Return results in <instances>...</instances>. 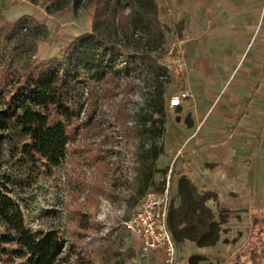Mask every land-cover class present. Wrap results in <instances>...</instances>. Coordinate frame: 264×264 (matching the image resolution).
<instances>
[{"label":"trees","instance_id":"16d2710c","mask_svg":"<svg viewBox=\"0 0 264 264\" xmlns=\"http://www.w3.org/2000/svg\"><path fill=\"white\" fill-rule=\"evenodd\" d=\"M88 3L95 6L91 31L78 36L63 35L65 47L59 57L20 59L14 49L23 38L25 22L18 18L0 26V146L5 142L10 157L27 165L41 163L51 167L66 162L69 147L82 128L78 116L84 103L78 94L81 85L90 86L87 100L94 97L93 88L97 87L102 98L110 99L116 94L121 72L129 76L142 71L152 77L148 101L152 107L150 130L161 138L159 145L152 144V159L170 154L176 136L181 134L167 116L166 83L176 77L167 75L166 67L154 54L165 39L166 15L161 12V1L88 0ZM138 30L145 34L143 47L133 44L138 39L134 37ZM175 31L179 33L178 25ZM13 55L16 66L11 71L1 60ZM122 59H126V64L121 68ZM165 75L167 78H161ZM91 111L90 106V114ZM114 115L120 125L126 126L129 115L124 103L119 104ZM154 115L158 118L154 119ZM88 156L97 166L90 192L104 194V181L110 170V163L104 158L105 150L90 146ZM151 181L150 170L145 175V186ZM169 182L168 228L175 243L183 247L188 264L223 262L224 256L214 247L229 220L228 210L218 207L216 215L206 202L217 200V195L202 190L175 164L170 170ZM11 184L10 176L0 171V262L96 264L90 252L81 247L90 218L83 207L67 210L68 228L33 231L26 225ZM133 238L140 249L141 241L132 234ZM190 244L193 247L189 251ZM156 253L149 254L153 263Z\"/></svg>","mask_w":264,"mask_h":264},{"label":"rangeland","instance_id":"374dc122","mask_svg":"<svg viewBox=\"0 0 264 264\" xmlns=\"http://www.w3.org/2000/svg\"><path fill=\"white\" fill-rule=\"evenodd\" d=\"M253 1L259 2V9L264 7V0ZM94 8L88 0H0V26L22 18L24 35L14 50L22 60L49 59L61 56L65 47L61 39L63 35L78 36L91 31ZM164 24V43L154 54L161 64L166 65L176 54L179 40L173 27ZM144 36L141 30L135 32L134 37L138 39L133 44L143 47ZM1 61L3 66L15 70V55ZM125 64L126 59H122L120 67ZM169 72V77L174 75ZM119 75L116 94L110 99L102 98L97 87L93 88L94 97L87 100L85 96H88L90 86L81 85L78 94L84 103L78 116L82 128L62 165H27L10 157L5 142L0 146V171L7 173L12 180L13 194L21 204L26 225L33 231L62 230L69 227L67 210L83 207L90 218L85 243L81 247L90 252L96 264H138L139 243L132 239L128 220L148 192L164 191L166 176L175 162L173 154H160L152 159V144L159 145L161 138L150 130L151 75L142 71L129 76L125 72ZM173 81L166 83L169 99L178 95L173 92L177 84L176 80ZM121 103L125 104V112L129 115L126 126L120 125L114 115ZM168 115L174 114L168 109ZM157 118L158 115H154V119ZM90 146L102 147L106 154L104 158L110 163L104 194L101 195L90 192L97 175V166L88 156ZM150 170L152 181L145 186V175ZM258 196L261 199L253 203L252 209H229V221L224 225L220 242L214 247L224 256V261L216 264H264V197ZM246 199L248 197L242 198ZM213 210L218 214L217 208ZM177 249L179 264H188L183 247L177 245ZM154 260L153 263L149 258L147 264H165L160 252L156 253Z\"/></svg>","mask_w":264,"mask_h":264},{"label":"crops","instance_id":"0c3cea01","mask_svg":"<svg viewBox=\"0 0 264 264\" xmlns=\"http://www.w3.org/2000/svg\"><path fill=\"white\" fill-rule=\"evenodd\" d=\"M160 1L164 23L179 26L187 62L173 92L188 96L169 107L170 123L181 130L173 146L196 153L190 159L171 150L173 165L217 195L206 202L212 210L252 209L264 197V7L253 0Z\"/></svg>","mask_w":264,"mask_h":264},{"label":"built area","instance_id":"2783aa9c","mask_svg":"<svg viewBox=\"0 0 264 264\" xmlns=\"http://www.w3.org/2000/svg\"><path fill=\"white\" fill-rule=\"evenodd\" d=\"M169 73L178 77H184L187 70V62L184 51L177 48L176 54L170 57L169 64L164 65ZM161 78H167L165 75ZM188 94L183 92L173 95L169 99V107L177 108L182 99ZM172 152L181 155L184 152L190 159L196 157L193 150L185 151V146H173ZM170 172L166 176L165 188L162 193L148 192L141 203L128 220V227L133 235L141 241L138 251V264H147L151 251H157L164 255L165 264H179L177 244L168 228L167 214L169 205Z\"/></svg>","mask_w":264,"mask_h":264}]
</instances>
